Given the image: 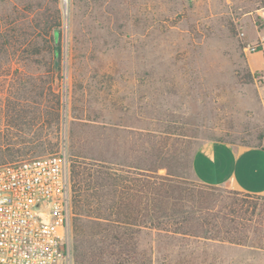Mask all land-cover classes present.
<instances>
[{
    "label": "rangeland",
    "instance_id": "rangeland-1",
    "mask_svg": "<svg viewBox=\"0 0 264 264\" xmlns=\"http://www.w3.org/2000/svg\"><path fill=\"white\" fill-rule=\"evenodd\" d=\"M176 1L0 0L1 25L61 23L60 135L44 131L53 147L25 157L62 146L70 151L71 129L83 137V126L71 121L103 118L155 119L174 132L171 138L188 141L189 157L207 141L264 146V52L249 50L264 37V6L257 0ZM0 70L1 104L7 95L1 83L12 75ZM189 177L186 193L195 210L222 209L229 199L239 201V213L248 208L243 220L236 217L241 224L233 237L241 244L199 243L198 263L264 264V199L206 188L190 170ZM140 240L145 249L150 235L141 233Z\"/></svg>",
    "mask_w": 264,
    "mask_h": 264
},
{
    "label": "trees",
    "instance_id": "trees-1",
    "mask_svg": "<svg viewBox=\"0 0 264 264\" xmlns=\"http://www.w3.org/2000/svg\"><path fill=\"white\" fill-rule=\"evenodd\" d=\"M257 1L259 7L264 6V0ZM60 24H0V69L12 75L1 83L7 95L0 104V164L28 158L43 146L45 151L53 147L42 136L44 131L54 138L60 135L63 101L55 83L62 71ZM143 119L71 121L83 126L81 135L85 136L71 129L70 151L66 149L76 264H200V253L195 250L199 243L241 244L233 236L248 208L239 213V201L229 199L222 209L212 204L204 212L195 210L186 186L189 170L195 176L192 159L197 149L189 157L187 140L171 138L174 132L163 129L155 119ZM144 232L150 235L145 249L140 248ZM180 241H186L181 251ZM184 244L190 249L186 251Z\"/></svg>",
    "mask_w": 264,
    "mask_h": 264
},
{
    "label": "built area",
    "instance_id": "built-area-1",
    "mask_svg": "<svg viewBox=\"0 0 264 264\" xmlns=\"http://www.w3.org/2000/svg\"><path fill=\"white\" fill-rule=\"evenodd\" d=\"M249 50L264 52V37ZM71 218L65 149L0 164V264H76Z\"/></svg>",
    "mask_w": 264,
    "mask_h": 264
},
{
    "label": "crops",
    "instance_id": "crops-1",
    "mask_svg": "<svg viewBox=\"0 0 264 264\" xmlns=\"http://www.w3.org/2000/svg\"><path fill=\"white\" fill-rule=\"evenodd\" d=\"M192 169L204 184L264 196V146L207 141L194 152Z\"/></svg>",
    "mask_w": 264,
    "mask_h": 264
}]
</instances>
